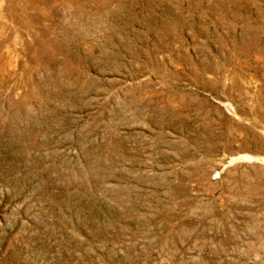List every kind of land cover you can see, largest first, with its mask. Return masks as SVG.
Returning a JSON list of instances; mask_svg holds the SVG:
<instances>
[{
  "label": "rangeland",
  "instance_id": "obj_1",
  "mask_svg": "<svg viewBox=\"0 0 264 264\" xmlns=\"http://www.w3.org/2000/svg\"><path fill=\"white\" fill-rule=\"evenodd\" d=\"M0 264H264V0H0Z\"/></svg>",
  "mask_w": 264,
  "mask_h": 264
}]
</instances>
